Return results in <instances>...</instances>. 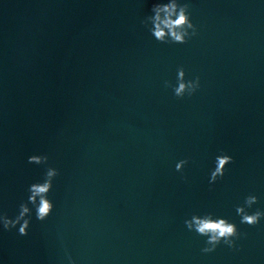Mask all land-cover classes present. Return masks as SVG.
I'll use <instances>...</instances> for the list:
<instances>
[{
  "label": "water",
  "instance_id": "water-1",
  "mask_svg": "<svg viewBox=\"0 0 264 264\" xmlns=\"http://www.w3.org/2000/svg\"><path fill=\"white\" fill-rule=\"evenodd\" d=\"M156 2L0 0V212L43 179L30 155L60 172L46 221L0 226V264H264V219L235 211L249 194L264 210V0H187V44L141 24ZM180 66L200 77L190 98L164 86ZM205 213L247 234L236 249L201 252L184 220Z\"/></svg>",
  "mask_w": 264,
  "mask_h": 264
},
{
  "label": "clouds",
  "instance_id": "clouds-1",
  "mask_svg": "<svg viewBox=\"0 0 264 264\" xmlns=\"http://www.w3.org/2000/svg\"><path fill=\"white\" fill-rule=\"evenodd\" d=\"M151 15L144 17L141 24L148 29L154 39L161 44H187L193 37L198 35V27L191 18V5L184 0H158L151 7ZM166 88H171L177 99L193 96L200 88V77L186 78L183 66L177 68L176 82L164 81ZM46 154H33L27 159V163L45 166L43 179L28 186V197L26 201L19 204L18 213L9 217L7 213L0 212V226L3 230H18V235L28 236L32 223L33 212L38 221H46L54 211V202L49 198L53 189V182L60 175L59 169L48 163ZM188 159H181L175 165L177 172H183ZM215 166L209 174V185H214L222 179L227 171L228 165L234 163L233 156L221 153L215 157ZM259 198L249 194L244 198L243 204L237 205L236 214L241 218L240 223L248 226H256L264 219V210L257 208L249 213L253 205L257 204ZM188 231L205 237V247L201 249L204 254L214 252L221 244L230 249H236V241L246 233H241L235 223L223 217L214 216L212 213L204 215L193 214L184 220ZM70 259V258H69Z\"/></svg>",
  "mask_w": 264,
  "mask_h": 264
}]
</instances>
